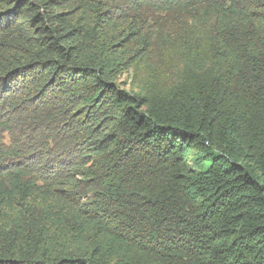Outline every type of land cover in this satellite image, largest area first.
<instances>
[{
	"label": "trees",
	"instance_id": "1",
	"mask_svg": "<svg viewBox=\"0 0 264 264\" xmlns=\"http://www.w3.org/2000/svg\"><path fill=\"white\" fill-rule=\"evenodd\" d=\"M0 264H264V0H0Z\"/></svg>",
	"mask_w": 264,
	"mask_h": 264
},
{
	"label": "rangeland",
	"instance_id": "2",
	"mask_svg": "<svg viewBox=\"0 0 264 264\" xmlns=\"http://www.w3.org/2000/svg\"><path fill=\"white\" fill-rule=\"evenodd\" d=\"M131 77H132V71L126 72L124 75H122V77L120 78V80L118 81L119 83H122V88L128 90L130 87V82H131ZM190 166L193 165V162H189Z\"/></svg>",
	"mask_w": 264,
	"mask_h": 264
}]
</instances>
